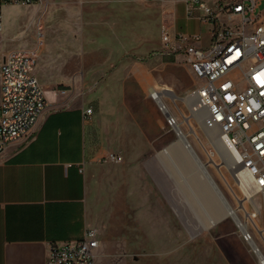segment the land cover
Here are the masks:
<instances>
[{"label": "rangeland", "instance_id": "obj_1", "mask_svg": "<svg viewBox=\"0 0 264 264\" xmlns=\"http://www.w3.org/2000/svg\"><path fill=\"white\" fill-rule=\"evenodd\" d=\"M130 1L39 0L30 5L7 3L1 6L0 57L12 50L35 48L36 30L40 25L43 36L34 70L39 82L41 85L54 84L65 98L83 101L93 113L99 108V101L104 100L110 108L103 111L104 125L96 141L105 151L122 156L123 153L114 149L115 145L128 147L129 144L125 145L111 133L117 126L119 129L124 116L134 118L148 88L168 85L178 97H184L196 82L183 60L160 52L161 32L173 25L170 6L175 7V28L194 30L193 22L189 28L185 26L182 0ZM203 1L212 6L217 0ZM259 9H264V0ZM209 28L206 25L201 29L204 40ZM110 29L115 33L111 34ZM41 53L43 60H40ZM85 54L92 56L89 63L82 61ZM65 63L69 66H64ZM178 104L186 113L185 105L181 101ZM113 112H118L119 121L110 119ZM157 113L164 142H154L155 149L143 155L155 166L149 176L153 193H161L164 199L161 205H157L161 200L150 201L144 207L140 199H133L130 204H135L137 210L143 205L142 210L147 211L149 219L148 229L159 228L161 221L163 233L164 228L167 230V247L119 250L112 264H258L249 245L241 239L238 224L231 217L218 219L212 214L213 205H210L216 204L214 198L203 189L206 187L195 173V166L192 168L189 164L187 169L182 156L171 151L177 137L173 131L162 127L163 116ZM197 117L189 119V124L183 120L180 127L187 133V140L198 159L206 165L216 188L243 222L248 211L259 207L260 200L255 196L248 201L250 195H242L227 168V154L215 138L205 132ZM197 139L210 151L208 154ZM210 157L215 159L214 163ZM130 179L129 191L137 193V177L131 175ZM198 184L203 191L197 189ZM259 222L262 227L261 220ZM156 223L158 225L154 226ZM253 236L264 252V234L255 232Z\"/></svg>", "mask_w": 264, "mask_h": 264}, {"label": "crops", "instance_id": "obj_2", "mask_svg": "<svg viewBox=\"0 0 264 264\" xmlns=\"http://www.w3.org/2000/svg\"><path fill=\"white\" fill-rule=\"evenodd\" d=\"M170 9L172 27L177 30L175 7ZM185 20L187 28L191 22L195 27L184 32L201 33L206 26L186 17ZM208 37L201 41V46L208 44ZM163 49L161 41L160 52ZM164 55L184 60L182 53ZM40 56L43 60L44 55ZM91 57L85 54L82 61L89 63ZM39 84L48 106L33 137L27 143L7 147L0 155V264H45L49 244L78 240L89 228L96 230L99 241L96 264H112L119 250L166 248L167 230L164 228L163 233L161 221L159 228L148 229L149 219L143 205L137 210L135 204H130L131 200L140 199L144 207L150 201L161 200L156 203L161 205L164 199L161 193H153L149 176L155 166L143 155L155 149L154 142H164L159 132L157 106L147 92L134 118L124 116L119 129L117 126L111 133L129 144L115 145L114 149L122 156L105 151L96 141L104 125L103 111L110 108L104 100L99 101L93 115H87L89 106L83 101L65 98L54 84ZM110 119L118 120V112H113ZM104 153H114L122 160L103 158L101 162ZM131 175L137 177L139 185L133 194L129 191Z\"/></svg>", "mask_w": 264, "mask_h": 264}, {"label": "built area", "instance_id": "obj_3", "mask_svg": "<svg viewBox=\"0 0 264 264\" xmlns=\"http://www.w3.org/2000/svg\"><path fill=\"white\" fill-rule=\"evenodd\" d=\"M262 1L217 0L211 6L203 0H182L188 20L210 26L208 44L200 45V32L177 31L168 26L161 32L163 53H182L183 63L196 82L184 97H178L166 85L147 90L163 116V128L173 131L177 138L184 136L182 121L189 124V119L196 120L195 115L199 114L205 132L215 131L228 150L229 169L242 195L245 191L259 198L258 210L247 212L246 227H238L241 239L249 245L258 264H264V252L253 236L255 232L264 234V9H259ZM38 2L0 0V32L2 5ZM42 36L38 25L35 48L12 50L0 57V155L11 145L31 140L48 106L44 90L33 74ZM185 97L189 101L185 102ZM180 101L186 113L181 110ZM86 114H92L90 107ZM186 142L191 147L187 139ZM103 158L122 160L114 153ZM98 247L97 232L89 228L78 240L49 244L45 264H96Z\"/></svg>", "mask_w": 264, "mask_h": 264}, {"label": "bare ground", "instance_id": "obj_4", "mask_svg": "<svg viewBox=\"0 0 264 264\" xmlns=\"http://www.w3.org/2000/svg\"><path fill=\"white\" fill-rule=\"evenodd\" d=\"M151 87H153V86H151ZM155 87H158V86H155ZM185 98H186V102L189 101V97H185ZM185 98H183V100ZM197 116H199V117H197ZM195 117H197L198 120L200 118V121H201V117H200L199 114L198 115H195ZM191 131L192 132H195V129L191 128ZM206 132H207V134L211 138H213V139L215 138L214 141H216L218 144H220V146L224 149V151L223 150L222 151L225 154H227V156L229 158V163H230V155H229V152L219 142V140L217 139V135H216L215 131H206ZM186 139H187V133L186 134L184 133V136H180L179 138H177V140L175 141V143H173V145L171 147V151L173 150L174 152H177L178 155H181L182 156L181 157L182 158V163L187 167V169H189L188 168L189 167V164H190V167L195 166V173L199 176L200 180L202 181V183L206 187V188H203V187L199 186V184H198L197 189H199L200 191L201 190L203 191V189H206V193L209 194V197L214 198V200H215L213 202L216 203V204L211 203V205H210V206L213 205L211 207L212 214L214 213L215 215H217L218 216V219L231 217L238 224V226H239L240 229L245 228L246 225H247L246 222L245 221L242 222L238 218V216L236 215L235 211L228 206V204L225 201L222 193H220L218 191V189L215 186V183H213V181H212V179H211V177H210V175H209V173H208V171L206 169V165L205 164H202L201 161L196 156L195 151L191 147L187 146ZM210 158H211L210 161L212 163H214L215 159L213 157H210ZM227 168H229V164H228V167ZM243 193H244V195H246V193H247V195H250L249 192L243 191ZM250 197H251V195L248 197V199H247L248 201H250ZM251 198H253V197H251ZM241 206H243L245 208V205L242 204ZM254 207H255V205H254ZM254 209L257 211L258 210V207H255Z\"/></svg>", "mask_w": 264, "mask_h": 264}]
</instances>
